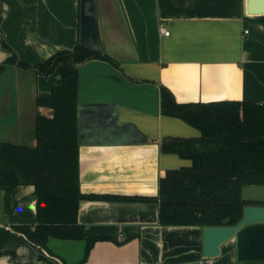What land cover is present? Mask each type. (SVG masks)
<instances>
[{"label": "crops", "instance_id": "0c3cea01", "mask_svg": "<svg viewBox=\"0 0 264 264\" xmlns=\"http://www.w3.org/2000/svg\"><path fill=\"white\" fill-rule=\"evenodd\" d=\"M264 0H250V5ZM103 52L79 64L77 143L84 193L83 238L51 236L47 247L15 229L35 225L32 183L0 188V264H206L203 227L159 221V178L190 159L161 150L167 137L198 136L184 119L163 113L161 87L179 103L264 102V14L249 0H96ZM163 24L169 34L161 33ZM80 0H0V142L34 147L38 74L5 63L11 52L30 65L73 49ZM264 186V185H258ZM245 188V186H244ZM250 200H264V189ZM34 227V226H33ZM96 240L86 254L89 238ZM211 264L264 261V222L242 225Z\"/></svg>", "mask_w": 264, "mask_h": 264}, {"label": "trees", "instance_id": "16d2710c", "mask_svg": "<svg viewBox=\"0 0 264 264\" xmlns=\"http://www.w3.org/2000/svg\"><path fill=\"white\" fill-rule=\"evenodd\" d=\"M264 18V17H263ZM11 52L5 63L34 68L38 74V106L51 115L38 113L34 147L0 142V188L7 195L24 183H32L37 195L36 224L16 223L15 229L47 247L51 236L83 238L78 222L80 201L107 195L84 193L79 184L77 143V64L90 58L111 59L78 41L73 49L57 51L45 61L30 65ZM163 113L175 115L200 130L198 136L167 137L161 150L190 159L191 164L172 168L159 178V221L162 224L232 225L243 216L247 204L264 200L243 197L246 185H264V102L213 101L179 103L172 91L161 87ZM103 236L89 238L86 254ZM245 264H264L249 260Z\"/></svg>", "mask_w": 264, "mask_h": 264}, {"label": "water", "instance_id": "95a60500", "mask_svg": "<svg viewBox=\"0 0 264 264\" xmlns=\"http://www.w3.org/2000/svg\"><path fill=\"white\" fill-rule=\"evenodd\" d=\"M248 5L252 14H264V3ZM80 42L96 50H103L96 0H80ZM264 222V204H247L242 218L232 225H205L203 227V254L212 258L220 253L221 244L236 234L238 229L249 223Z\"/></svg>", "mask_w": 264, "mask_h": 264}, {"label": "rangeland", "instance_id": "374dc122", "mask_svg": "<svg viewBox=\"0 0 264 264\" xmlns=\"http://www.w3.org/2000/svg\"><path fill=\"white\" fill-rule=\"evenodd\" d=\"M257 187H258V189H257ZM257 189V190H256ZM262 189H264V186H258V185H246L245 186V188H244V196L245 197H251V196H253L254 194V192H255V190L256 191H260V190H262Z\"/></svg>", "mask_w": 264, "mask_h": 264}, {"label": "built area", "instance_id": "2783aa9c", "mask_svg": "<svg viewBox=\"0 0 264 264\" xmlns=\"http://www.w3.org/2000/svg\"><path fill=\"white\" fill-rule=\"evenodd\" d=\"M159 29H160L161 33H163V34H169V30L166 29V27L163 24H160L159 25ZM205 263L206 264H211L212 263L211 258H205Z\"/></svg>", "mask_w": 264, "mask_h": 264}]
</instances>
